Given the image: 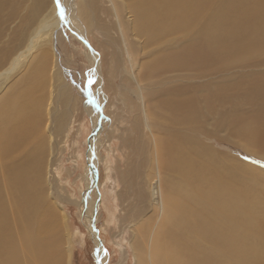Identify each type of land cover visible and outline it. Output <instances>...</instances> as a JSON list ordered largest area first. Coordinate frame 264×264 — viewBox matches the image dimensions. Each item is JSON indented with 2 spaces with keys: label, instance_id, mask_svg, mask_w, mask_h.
<instances>
[{
  "label": "rangeland",
  "instance_id": "obj_1",
  "mask_svg": "<svg viewBox=\"0 0 264 264\" xmlns=\"http://www.w3.org/2000/svg\"><path fill=\"white\" fill-rule=\"evenodd\" d=\"M50 1L52 0H16L14 11L9 13L6 16V21L2 23L3 37L0 38V51L8 42L16 48L22 46L24 44L22 40L28 39L30 26L34 27L35 24H38L39 18L47 10ZM75 1L79 2L80 0ZM96 1L94 17L99 18L97 21L105 26L106 33L96 28L94 25L97 22L94 21L89 26L88 33L82 32V34L76 35L69 24L68 13L64 10V16L61 18L60 7L57 6L58 25L52 29L51 33L54 37L51 45L45 46V51H47L43 68L45 88L42 94L46 98V102L44 101L46 104H44L42 113L41 130H38L40 132L39 139L36 141L43 161L42 168L40 167L41 174H45L47 167L44 165L48 166L49 171L46 179L43 178L41 183L39 182L38 206L33 209L36 212L27 213L24 211L21 213L19 210L15 211L8 207L0 209L2 219H4V240L6 239L5 241L9 245L12 243L14 260H21L22 264L34 263V254L31 255L27 250H33L36 243L42 241H45L44 244L49 246L52 257L54 256V258L51 257L52 264H66L68 249L70 250L69 264H103L99 262V256L102 254L105 255L104 264H136L135 260L138 255L135 254L138 253L140 259V253L143 252L148 234L157 217V208L148 197V185H150V190L153 186L149 183L154 177L153 166H159V156L158 162L152 158V132H154L157 141L164 137L162 140L166 146L167 143L174 140H169L168 134L179 132L189 123L186 118L179 115H177L178 122L172 120L171 118L175 117L174 113L177 112L176 106L168 110L163 106V101L166 98L173 100L176 96L183 99L187 95L194 98L197 95V102L203 105L198 108V111L201 109L198 114L205 112L208 102H213L210 99L208 101L199 99L201 98L200 94H206L210 89L203 81L206 77L196 76L199 79H194L192 85H187L186 80L184 83L183 81L177 83L181 75L178 76L179 78L166 79L164 81L166 87L176 85L183 89L173 88L168 94L157 89L156 93L151 88L150 80L152 78L159 80V76H157L159 74L155 71L153 73L147 71L146 88H139L137 79L128 69L126 57L124 59L119 28L116 27L115 19L111 15L110 4L107 0ZM63 2L61 0V6L64 9ZM7 11V8H4L0 13ZM119 12L120 21L123 23L125 31V40L134 60L133 72L138 77L137 72L141 63L149 61L154 56V50H158V48L152 46L144 37L140 35V37H136L133 34L132 22L127 18L128 8L122 6ZM255 22V19L253 22L251 21V23ZM76 24L81 28L83 26L77 18ZM202 26L205 29L201 30H209L206 22ZM91 28H93L92 31ZM189 33L183 27L175 32L163 31V36H160L157 41V44L161 45L159 49H162L165 44L176 46L182 43L185 45ZM84 41H87L88 44ZM86 46L99 53L101 60L99 59L100 75L98 78L91 74L93 66L89 49H85ZM52 60L55 61L56 66L50 62ZM32 63L35 64L33 61ZM200 64L204 65L205 63ZM53 69L58 70L57 82L51 72ZM22 70L10 76V79L5 83L6 87L23 76ZM191 70L193 72L194 69ZM171 74L172 72L169 71L167 76ZM59 81L62 83L60 87ZM182 83L183 85H181ZM243 99L244 97L239 106L248 107L249 104L243 103ZM233 100L235 98L231 103L234 102ZM143 101L145 105L147 102V117L141 108ZM86 103H90L89 105L94 107L91 112L85 107ZM198 103L197 105H199ZM53 115L59 122L51 123ZM94 116L97 118L98 133L94 128ZM65 121H67V125L64 127ZM204 122L207 124V121L203 119L196 123L199 126V130L196 131L199 144L197 153L200 156L201 146L206 144L210 153L215 151L218 166L213 167L209 160L204 167V170L208 169L209 183H200L196 186L197 195L194 196L192 206L198 203L197 232L203 240L199 242V246L204 251L208 243L211 250L210 255L203 256L199 252L197 258H210L209 264H253L255 259L264 260V188L257 185L254 190H251V187L244 184V177L248 176L247 171L253 174L259 167L264 172V146L259 144L258 137L254 139V134L251 136L240 135L242 137L240 140H233L228 135L222 136L224 129L218 130V135L210 134L208 137ZM95 136L98 138V162L97 164L92 162L96 165L94 180H92L95 185L92 184L88 187L86 167L89 158L87 156L90 153L89 141ZM185 150L187 149L185 148ZM228 154L231 156L229 157ZM15 155L16 158H21L18 161L24 157L22 152ZM227 164L235 167L238 176L237 191L241 194L236 192L230 204L228 201L227 203L223 202L220 198L222 184L224 183L227 187V182H229L228 175L226 176L224 170ZM198 166H202V163ZM198 166L194 165L189 170L194 173L202 171ZM159 170L162 174L160 187L162 192L167 195L168 207H170L173 198L169 197L171 192L166 193V187L169 184L167 175L171 173L172 180L175 176L172 171L163 169L161 166H159ZM214 178L220 180L218 182L219 193L217 197L215 195L216 204L218 203L217 210L223 211L224 218H231L230 220L225 219L227 222L233 221L234 225L239 227L238 234L228 233L226 239L217 237L211 227L213 223V226L222 223L221 219L206 220L203 217L204 206H199V203L210 202L211 198L206 195L209 188L213 190V193L214 190L216 192ZM212 179L213 182H211ZM259 181L261 182V180ZM6 187L7 184L2 180L0 169V192L4 191ZM154 189H157L156 181ZM245 191H247L246 194ZM86 192H90L89 200L94 201L95 205L91 227L85 215L88 204V197H85ZM172 193L175 195L174 190ZM223 196L226 197L225 190ZM249 202L257 205L258 210L255 211L257 214L253 215V212L248 214L252 207ZM230 206L233 207V210L230 209ZM45 221H50L48 224L51 231V235L46 239L43 237L44 230L49 225ZM208 232L212 234V238L206 241L205 236ZM157 233L159 236L155 242V251H157L158 264H180L183 256L184 258L190 257L184 250L177 249L175 219L172 216L158 224L156 235ZM241 233L249 236L248 243L245 245L243 242L245 240L239 236ZM34 234L36 235L33 236ZM252 236H256V238ZM41 239L42 241H37ZM23 242L32 245L26 244L27 246L24 247ZM257 243L260 247H257ZM30 247L31 249H28ZM99 247L102 253L98 252ZM166 251L167 253H164ZM228 260H232V262H228ZM260 262L256 261L255 263L260 264ZM198 264H205V262Z\"/></svg>",
  "mask_w": 264,
  "mask_h": 264
},
{
  "label": "bare ground",
  "instance_id": "obj_2",
  "mask_svg": "<svg viewBox=\"0 0 264 264\" xmlns=\"http://www.w3.org/2000/svg\"><path fill=\"white\" fill-rule=\"evenodd\" d=\"M63 1L65 6L64 10L68 13L69 24H71L76 35L82 34V32L86 34L90 28L89 26L94 21L98 23L97 20L99 18L94 17L96 15V0H80L79 2L75 0ZM107 1L110 4L111 15L115 19L116 27L119 28L124 59L126 57L129 65L128 69L132 71L133 77L137 79L139 88H146L145 85L148 79L146 77L147 71H151L152 73L155 71L159 74L157 75L159 76V80L153 78L150 80L152 82L151 88L156 93L158 92L157 89H161L163 93L167 94L173 88L183 89V87H176V85L166 87L164 82L166 79L179 78L178 76L181 75L177 83L180 81L184 83V80H186L187 85H192L196 79H199L196 76L206 77L203 81L208 86L207 88L210 89L206 94H200L201 98L199 99L200 101H208V99L213 101L211 103L208 102V107L204 105L205 112H201L202 114H198L201 110L198 111V108L202 104L197 102V95L195 98L187 95L183 99L182 97L179 98L176 96L173 100H167L166 98L163 101V106L168 110L176 106L177 112L174 113L175 117L171 118L172 120L178 122L177 115H179L186 118L191 124L187 123L177 133L173 132L168 134L167 137L169 140H174H171L172 142L167 143L166 146L162 140L164 137L157 141L154 132H152L153 160L158 162L159 156V166L172 171L175 176L172 180L171 173L167 175V182L169 184L166 187V193L169 194L171 192L169 197L173 199H170L172 202L170 205L172 206L169 205L170 207H168L169 199L160 187V181L162 179L161 170H159L158 165L153 166L154 177L149 182L153 186L150 190V185H148V197L157 208V217L148 234L143 252L140 253V259L139 254H135L138 255V257L136 256L135 263L158 264L156 260L157 251H155V242L158 240L157 237L159 235L158 233L156 235V229L162 220L164 222L165 218L172 216L175 219V241H177V249L184 250L190 255V257L186 258L182 255L183 259L180 264H198L200 262L209 264L210 258H197L199 252L204 256L210 255L211 250L208 243L204 251L199 246V242L203 240L197 232L199 221L196 212L198 203L194 206L192 205L194 196L197 195L196 186L200 183H209L208 169L204 170L205 164L210 160L213 167L216 168L218 166V159L215 151L214 153H210L209 147L206 144H202L205 148L201 146V154L198 156L197 146L199 144L196 131L199 130V126L196 123L202 119L207 121V124L204 122V125L208 137H210V134L218 135V130L224 129L222 136L228 135L233 140H240L242 139L240 135L251 136L254 134V139L258 137L259 144L264 146V0ZM15 6L16 0H0V12L4 8L8 10L6 13H0V38L3 37L2 23L6 21V16L14 11ZM122 6L128 8L127 18L128 21L130 19V22H132L133 34L136 37H144L152 46L158 48V50H154V56L149 61L141 63L140 69L137 72L138 77L133 72L134 60L132 54L129 52V45L125 40L126 36L123 23H121L119 17V11L122 9ZM76 18L80 20V23L83 25L82 28L77 25L78 23L76 24ZM254 19L256 22L251 23ZM204 22H206L209 30H201L205 29L202 26ZM97 23L94 26L100 31L102 30L103 33H106L105 26ZM57 25V3L56 0H52L45 13L39 18L38 24H35L34 27L30 26L28 39L22 40V43L24 42L22 46L16 48L8 42L0 51V169L2 180L7 184L5 190L0 192V209L8 207L15 209V211L19 210L21 213H24V211L27 213L34 212L35 210L33 209L38 206V187H40L39 185L42 179H46L49 171L47 169L48 166L44 165L47 168L45 169V174H41L40 169L42 168L41 164L43 161L39 154L37 141L40 134L38 130H41L40 126L43 122L42 113L44 104H46L44 103L46 98L42 94L45 88V78L43 75L44 61H46L44 58L47 52L45 51V46L47 47L48 44L51 45L54 37L51 32ZM181 27L190 32L185 45L182 43L176 46L165 44L162 49H159L161 45L157 44V41L160 36H163V31H167V33L171 31L175 32ZM84 42L88 44L87 41ZM85 49H89V56L93 66L91 74L98 78L100 75L99 67L101 60L99 53L92 51L87 46ZM50 62L56 66L55 61L52 60ZM200 63L207 65H201ZM191 69H194L193 72ZM21 70L24 73L23 76L12 83V85L6 87L5 83L10 79V76H13ZM169 71L172 74L167 76ZM51 72H53L52 74H54L57 82L58 70L53 69ZM61 84L59 81V87ZM243 97V103L249 104L248 107L239 106ZM234 98V102L231 103ZM89 104L86 103L85 107L91 112L94 107H91ZM146 105L144 101L141 102V108L147 117ZM54 116L51 117L52 124L59 122ZM93 119L95 132H97V118L94 116ZM66 125L67 121L63 123L64 127ZM89 142L90 153L87 156L89 158L86 167L88 187L92 184L95 185L92 180H94L96 165L92 162H96V164L98 162V138L95 136ZM20 152H22V156L24 155V157L21 161H18L21 158H16L15 154ZM228 156L230 157L231 155L228 154ZM200 163H202V166H198ZM194 165L198 166L202 171H195V173L190 171L189 169ZM224 170L226 176L228 175L227 180L229 182H227V187L224 183L222 184L220 198L223 202L225 201L227 203L228 201L230 204L233 196L238 192V176L235 167L230 164L225 165ZM246 174L248 176L244 177V184L251 187V190H254L257 185H261L264 188V183H262L264 182V172L259 167L256 168L253 174L249 171ZM214 180L216 188V192L214 190L215 194L209 188L206 191V195L208 198H211L210 202L207 201L204 204L199 203V206H204L203 217L206 220L221 219L222 223L216 226H213V223L211 227L213 233L217 234V237L226 239L228 233L238 234L239 227L234 225L233 221L227 222L225 219L230 220L231 218H224L223 211L217 210L218 203L216 204L215 195L217 197L219 193L218 182L220 180L218 178H214ZM155 181L157 182L156 190L154 189ZM211 182H213V179ZM173 190L175 195L172 193ZM224 190L226 197L223 196ZM246 192L244 193L246 194ZM90 195V192H86L85 194V197H88L85 215L89 225L93 219V210L95 208L94 201L89 200ZM239 195L241 194L239 193ZM249 203L252 207L248 211V214L250 215L252 212L253 215L257 214L255 212L258 210L257 205L253 202ZM230 209L233 210V207L230 206ZM49 227L50 225L45 227V235L43 236L45 239L51 235ZM4 234V219H2V211L0 210V264H22L21 260H14L15 256L11 249L12 243L10 245L7 244L6 239L4 240ZM6 235L8 236V234ZM239 236L245 240L243 241L244 245L248 243L249 236L242 233ZM252 237L256 238V236ZM211 238L212 234L208 232L205 240L209 241ZM37 241H42V239ZM44 243L45 241L36 243L35 250H27L30 251L31 255L34 254L35 260L33 264H52L51 260L54 256L52 257L49 246L47 247ZM23 244L21 245L22 247ZM26 244H24V247L27 246ZM256 245L260 247L258 243ZM28 249H31V247ZM100 250L99 247L98 252L102 253ZM164 253H167V251ZM67 257L66 264H69V249ZM99 257V262L104 264L105 255L102 254ZM241 261L246 262L250 260ZM256 261H261L260 264H264V260L258 259L253 260V264H257L255 263ZM228 262H232V260H228Z\"/></svg>",
  "mask_w": 264,
  "mask_h": 264
},
{
  "label": "snow or ice",
  "instance_id": "obj_3",
  "mask_svg": "<svg viewBox=\"0 0 264 264\" xmlns=\"http://www.w3.org/2000/svg\"><path fill=\"white\" fill-rule=\"evenodd\" d=\"M57 6L60 7V14H61V18H63L64 16V9L61 6V0H56Z\"/></svg>",
  "mask_w": 264,
  "mask_h": 264
}]
</instances>
